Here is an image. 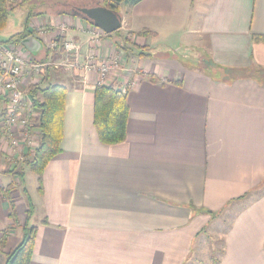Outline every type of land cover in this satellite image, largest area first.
Masks as SVG:
<instances>
[{"label":"crops","instance_id":"0c3cea01","mask_svg":"<svg viewBox=\"0 0 264 264\" xmlns=\"http://www.w3.org/2000/svg\"><path fill=\"white\" fill-rule=\"evenodd\" d=\"M119 14L116 36L73 12L29 19L41 47L18 49L62 67L45 80L26 68V106L39 112L31 84L64 86L63 137L41 191L35 174L27 188L18 154L0 149V188L16 186V219L0 194V264L25 224L36 227L29 264H264V0H139ZM64 41L79 46L67 64ZM91 56L119 59L102 83L83 67ZM100 84L126 93L119 143L100 142L93 124ZM231 207L209 258L203 231Z\"/></svg>","mask_w":264,"mask_h":264},{"label":"trees","instance_id":"16d2710c","mask_svg":"<svg viewBox=\"0 0 264 264\" xmlns=\"http://www.w3.org/2000/svg\"><path fill=\"white\" fill-rule=\"evenodd\" d=\"M16 0H0V30L6 26L8 10L12 7ZM23 2L25 0H18ZM139 0H104L103 5L117 11L121 5H128L138 2ZM33 14L27 16L23 29L7 41L1 44L20 45L22 39L31 34L28 29V22ZM118 31V30H117ZM147 31H142L140 34ZM111 35V34H107ZM11 42V43H10ZM45 62V61H43ZM41 61V63H43ZM226 70V69H224ZM49 66L40 69V74L45 80L51 73ZM29 95L33 100V105L39 109V118L37 128L40 133L38 146L32 153L30 159L25 162L29 170L37 176L38 189H42V173L49 162L56 154L60 152V143L63 137V115L64 102L67 90L59 84L48 83L45 87L39 84H31L29 87ZM128 117V105L126 101V93L122 92L112 85H97L94 89V106H93V124L96 129L98 139L104 144H115L123 141L126 137V121ZM20 179H23V170L12 171ZM14 185L0 188V194L9 201L10 217L16 219L14 201L11 196ZM29 200V199H28ZM31 203L29 200V209ZM23 236L18 244L5 254L4 264H29L34 240L36 235V227L23 225ZM3 237L0 244H3Z\"/></svg>","mask_w":264,"mask_h":264},{"label":"built area","instance_id":"2783aa9c","mask_svg":"<svg viewBox=\"0 0 264 264\" xmlns=\"http://www.w3.org/2000/svg\"><path fill=\"white\" fill-rule=\"evenodd\" d=\"M62 47L68 55L66 64L70 59L76 60L78 44L64 41ZM118 60V57H114L109 61H95L91 56L83 67L96 71L99 75L98 83H102L111 67L118 64ZM50 64L59 66L51 62H33L21 53L18 46L0 43V149L7 151V155L18 154V159H26L31 155L27 152L33 153L39 144L37 124L40 112L26 106L27 93L22 86V77L27 67L39 73L42 67Z\"/></svg>","mask_w":264,"mask_h":264},{"label":"rangeland","instance_id":"374dc122","mask_svg":"<svg viewBox=\"0 0 264 264\" xmlns=\"http://www.w3.org/2000/svg\"><path fill=\"white\" fill-rule=\"evenodd\" d=\"M97 2H101V1H98V0H25L23 2H19L18 0H16L15 3L12 5V7L8 10L6 26L2 30H0V42L7 41L15 33L21 31L23 29L24 22L27 16H29L30 14H36V16H38V15L46 14L51 11H64V12L71 13L72 8L74 7L92 6L96 4ZM118 31H114L110 34L112 36H116L119 34ZM125 33L126 32H124V35ZM128 36L129 35H127V37ZM122 41L124 42V44H126L125 39ZM168 53L173 54L174 51H169ZM178 57L180 58V56ZM189 58H186V60L184 61L185 63H187L186 65L195 66L197 62L196 63L194 62L193 56ZM54 61H57V60H54ZM38 62H41V61H38ZM201 64L202 66L204 65L206 66V63H201ZM49 67H50V70L57 71V70H60L62 66L59 65L57 68H55L53 64H50ZM52 71H51L50 78H52L54 75L53 74L54 72ZM52 81L53 80L51 79V82ZM47 84L48 83H45L43 86L42 85L40 86L45 87ZM7 150L9 151L10 149L8 148ZM28 153H31V152H28ZM22 160H23V163L26 162L25 161L26 159H22ZM23 166L25 165L23 164ZM26 175H27L26 181H25L26 186L31 192H33V186H34V181H35L34 173L28 170ZM6 178L11 179V176L9 175ZM25 201L26 200H24L23 203L26 205ZM236 208L237 207L229 208L227 211L222 213L220 216L212 220L209 223V225L205 228V230L203 231L204 242L201 244H202V248H204V250L208 253L209 258L212 257L213 253H214L213 257L220 256L219 251L221 250L222 245H223L224 232L226 231L227 226L229 225L234 213L236 212ZM31 225H32V222H31Z\"/></svg>","mask_w":264,"mask_h":264},{"label":"water","instance_id":"95a60500","mask_svg":"<svg viewBox=\"0 0 264 264\" xmlns=\"http://www.w3.org/2000/svg\"><path fill=\"white\" fill-rule=\"evenodd\" d=\"M72 12L77 16L84 17L91 21L95 27L106 34H110L121 28L120 14L99 3L93 6L78 7L72 10ZM20 44L31 53H33L37 47H41L40 42L32 36L25 37Z\"/></svg>","mask_w":264,"mask_h":264},{"label":"flooded vegetation","instance_id":"af4514ba","mask_svg":"<svg viewBox=\"0 0 264 264\" xmlns=\"http://www.w3.org/2000/svg\"><path fill=\"white\" fill-rule=\"evenodd\" d=\"M76 8H78V7H74V8H72V10H74V9H76Z\"/></svg>","mask_w":264,"mask_h":264}]
</instances>
